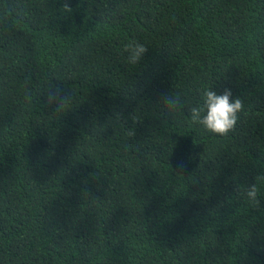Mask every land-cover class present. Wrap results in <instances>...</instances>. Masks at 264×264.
I'll return each mask as SVG.
<instances>
[{"label":"trees","instance_id":"obj_1","mask_svg":"<svg viewBox=\"0 0 264 264\" xmlns=\"http://www.w3.org/2000/svg\"><path fill=\"white\" fill-rule=\"evenodd\" d=\"M62 3L0 0V264H264V0Z\"/></svg>","mask_w":264,"mask_h":264},{"label":"clouds","instance_id":"obj_2","mask_svg":"<svg viewBox=\"0 0 264 264\" xmlns=\"http://www.w3.org/2000/svg\"><path fill=\"white\" fill-rule=\"evenodd\" d=\"M62 7L65 11L71 12L70 0H63ZM128 53V62L131 64L139 63L147 52V48L143 44L131 42L125 46ZM203 105L189 106L187 111L193 123H197L206 128L209 132L225 136L233 131L239 121L240 113L244 109L243 101L237 97L233 99L230 89H225L222 94L209 89L202 92ZM55 100L57 103H63V98L49 96V101ZM161 103L167 109L168 113L175 114L184 104L179 94L172 92L164 93L161 97ZM256 181H264V174L256 177ZM257 182L251 183L244 195L247 199L259 205Z\"/></svg>","mask_w":264,"mask_h":264}]
</instances>
